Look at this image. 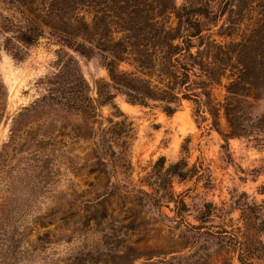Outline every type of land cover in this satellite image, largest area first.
<instances>
[{"label": "rangeland", "instance_id": "rangeland-1", "mask_svg": "<svg viewBox=\"0 0 264 264\" xmlns=\"http://www.w3.org/2000/svg\"><path fill=\"white\" fill-rule=\"evenodd\" d=\"M119 1L110 3L103 21L111 41L122 35L119 25L130 11L120 9ZM156 1L139 0L137 8L143 15L156 14ZM171 1L175 10L157 17L170 26L176 25L179 7L205 5L208 16H194L201 21L203 41L225 45L248 39L252 44L264 36V0ZM82 15L91 31L90 15L81 7L69 10L62 20L75 31ZM58 49L56 43L39 37L21 61L0 51L6 90L0 119V264H239L229 237L239 225L237 203L245 197L264 198V143L230 137L225 145L206 109H198L192 99H178L167 114L161 101L129 103L120 93H115L113 103L123 115L110 104L96 110L104 125L107 117L125 119L130 125L126 146H113L124 152L120 161L113 158V165L96 161L95 133L79 137L91 129L88 119L78 126L71 122L80 130L71 131L69 125L52 143L45 119L23 115L9 139L12 117L38 96V81L55 70ZM65 51L77 60L88 94L96 98L100 82H109L102 52L89 57ZM118 68L143 77L127 61ZM225 83L223 78L220 85H213L211 96L216 100H222ZM263 103L257 100L249 110L259 113ZM216 122L217 129L225 131L221 112ZM178 160L189 170L184 179L165 171ZM153 188L161 196L156 198ZM179 199L185 208L175 206L173 200Z\"/></svg>", "mask_w": 264, "mask_h": 264}, {"label": "trees", "instance_id": "trees-1", "mask_svg": "<svg viewBox=\"0 0 264 264\" xmlns=\"http://www.w3.org/2000/svg\"><path fill=\"white\" fill-rule=\"evenodd\" d=\"M112 1L0 0V51L21 61L27 48L35 44L39 37L59 46L55 70L39 79L41 91L38 96L12 117L9 139L17 133V119L23 115L45 119L49 129L47 140L52 143L54 136L63 135L67 126L70 125L71 131L72 128L78 129L74 125L72 127L71 122L78 126L88 119L92 127L79 133V137H92L95 133L96 161H107L113 165V158L120 161L124 154L123 150L115 151L113 146H126L130 125L125 119L113 120L111 117L106 118L104 125L98 119L100 114L96 110L100 105L110 104L119 115H123L113 103L115 93H120L129 103L145 105L148 99L161 101L167 114L174 111L171 104L178 99H192L198 109H206L211 125L225 145L230 137L251 138L256 143H264V109L256 114L249 110L255 101L264 102V36H259L252 44H248V39L225 45L216 43L214 39L203 41L201 21L194 16H208L204 4L179 7L176 25L170 26L166 19L157 17L175 10L171 0H157L156 14L149 15L148 11L143 15L142 10L137 8L139 0H120L119 8L130 7V11L119 25L122 35L111 41L105 35L107 27L103 21L108 17ZM227 1L230 0H225L224 4ZM79 7L90 15V24L93 23L91 31L83 21L84 15L79 18L75 31L68 29V23L62 20L69 10ZM77 35L82 39L78 40ZM65 49L89 57L102 52L99 53L101 64L109 82H100L96 98L89 96L88 84L77 60ZM126 61L143 73V77L118 68L120 62ZM152 76L157 79H152ZM223 78L226 79L223 84L225 93L219 101L211 96V89L213 85H220ZM5 98L6 90L0 77V119L4 113ZM219 112L226 122L223 132L217 129ZM40 141L35 140L34 143L40 144ZM158 161H161L162 167V157ZM165 171L167 175L180 179L186 178L189 172L183 160L168 164ZM152 190L156 198L161 196L156 188ZM139 192L151 196L146 191ZM173 203L177 208H185L182 199L173 200ZM237 204L239 225L230 233L231 252L239 264H254L256 259L264 261V198L256 201L245 197ZM221 232L227 233L226 230Z\"/></svg>", "mask_w": 264, "mask_h": 264}]
</instances>
